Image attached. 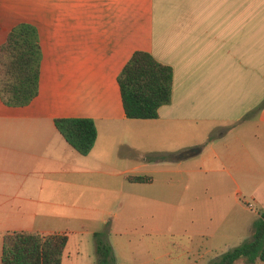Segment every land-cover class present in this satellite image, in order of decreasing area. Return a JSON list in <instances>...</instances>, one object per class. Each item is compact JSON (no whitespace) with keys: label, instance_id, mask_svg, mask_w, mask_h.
<instances>
[{"label":"crops","instance_id":"crops-1","mask_svg":"<svg viewBox=\"0 0 264 264\" xmlns=\"http://www.w3.org/2000/svg\"><path fill=\"white\" fill-rule=\"evenodd\" d=\"M20 22L37 30L41 65L28 104L0 99V256L6 233H64L61 264L83 263L84 238L96 264L93 233L107 228L121 264L128 219L143 236L186 238L180 264L251 237L244 192H264V0H0V45ZM137 50L173 70L152 119L126 117L121 101L117 76ZM59 117L94 120L87 154ZM202 192L233 209L203 218ZM170 260L167 250L147 262Z\"/></svg>","mask_w":264,"mask_h":264},{"label":"trees","instance_id":"trees-1","mask_svg":"<svg viewBox=\"0 0 264 264\" xmlns=\"http://www.w3.org/2000/svg\"><path fill=\"white\" fill-rule=\"evenodd\" d=\"M41 47L36 28L27 22L14 25L0 45V99L10 106L28 104L38 92ZM126 117L152 119L171 100L173 70L149 52L132 53L117 76ZM54 124L79 153L87 154L96 139L92 118L59 117ZM131 182H148L149 176L128 175ZM108 230L93 233L96 264H116ZM64 233L13 231L2 236L0 264H61L67 243ZM264 261V208L252 223L249 239L222 252L210 264H234L240 258Z\"/></svg>","mask_w":264,"mask_h":264},{"label":"rangeland","instance_id":"rangeland-1","mask_svg":"<svg viewBox=\"0 0 264 264\" xmlns=\"http://www.w3.org/2000/svg\"><path fill=\"white\" fill-rule=\"evenodd\" d=\"M207 194L208 192H202L201 194L202 208L199 209V211L202 212L203 218H205L207 214L210 212L214 214H221L223 211L225 213L226 211L229 212L231 208L233 209L234 206L230 207L229 204L228 206H226L225 204H222L221 202L214 203V201L211 198H209V196H207V198H209L210 200L209 199L207 200L210 202V205H207L205 203L206 202L205 196ZM244 195L248 199V201L252 203V206L248 207L247 204L244 202L245 210L243 212V215H245L246 217H250L252 220L256 218L259 212L264 208V192L259 194L260 196H258L256 200L250 198L248 192H244ZM123 198H125L124 199V202H125L126 201L125 195H123ZM237 210L238 208L234 209L235 212L233 211L232 213L233 216H237V212H238ZM229 225L230 223L224 224V226H229ZM139 226H140V222L131 223V220L128 219V223L126 224V228L123 230L122 237L119 236L117 238L118 240H121V239L123 240V243L119 247L117 246V257L121 259V261L122 259L125 261V262H121V264H134L139 261L142 264H149V262L147 261L150 259V257H155L158 254L160 255L162 252H166L167 250H169V256L171 259L170 260L171 263H175V264L181 263L182 258H183V255H182L183 249H181V247L182 245H186L188 243V240L186 238H183V239H179L175 237L168 238L165 235L164 236H156V235L143 236V233L141 232L139 234L136 233L135 229H138ZM108 233H109V230H108ZM251 233H252V226L250 230V236H251ZM218 234L219 233H217L216 235ZM249 238L245 237L240 240L234 239L232 243H234L235 245H238L242 243L244 240L249 239ZM84 240H86V238L83 239L84 250L87 249V251H90L91 243L89 245V243H86ZM209 242L211 245H213L214 242H216V239L215 240L205 239L203 241V243L205 244H208ZM125 244L127 245V247L125 246ZM84 250H81V253L79 255L80 260H83L82 264H93V261L91 259V251L86 253L84 252ZM119 253L123 254V256L120 255ZM92 256H94L93 253H92ZM165 259L166 258H164V260ZM213 260L214 258L212 259L206 258L202 263L210 264ZM62 264H70V261L64 257ZM234 264H264V261L257 259L254 262L249 263L245 257H240L234 262Z\"/></svg>","mask_w":264,"mask_h":264},{"label":"built area","instance_id":"built-area-1","mask_svg":"<svg viewBox=\"0 0 264 264\" xmlns=\"http://www.w3.org/2000/svg\"><path fill=\"white\" fill-rule=\"evenodd\" d=\"M246 204H247L248 207H251L252 206V203L250 201H246Z\"/></svg>","mask_w":264,"mask_h":264}]
</instances>
